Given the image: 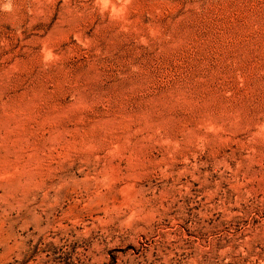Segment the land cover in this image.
Returning <instances> with one entry per match:
<instances>
[{"label": "rangeland", "instance_id": "obj_1", "mask_svg": "<svg viewBox=\"0 0 264 264\" xmlns=\"http://www.w3.org/2000/svg\"><path fill=\"white\" fill-rule=\"evenodd\" d=\"M0 264H264V0H0Z\"/></svg>", "mask_w": 264, "mask_h": 264}, {"label": "clouds", "instance_id": "obj_2", "mask_svg": "<svg viewBox=\"0 0 264 264\" xmlns=\"http://www.w3.org/2000/svg\"><path fill=\"white\" fill-rule=\"evenodd\" d=\"M105 4H106V0H105Z\"/></svg>", "mask_w": 264, "mask_h": 264}]
</instances>
